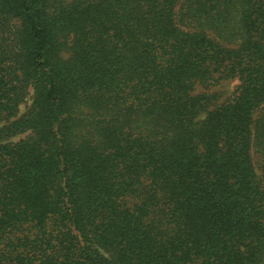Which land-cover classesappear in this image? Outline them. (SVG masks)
<instances>
[{"label": "trees", "instance_id": "16d2710c", "mask_svg": "<svg viewBox=\"0 0 264 264\" xmlns=\"http://www.w3.org/2000/svg\"><path fill=\"white\" fill-rule=\"evenodd\" d=\"M0 264H264V0H0Z\"/></svg>", "mask_w": 264, "mask_h": 264}, {"label": "rangeland", "instance_id": "374dc122", "mask_svg": "<svg viewBox=\"0 0 264 264\" xmlns=\"http://www.w3.org/2000/svg\"><path fill=\"white\" fill-rule=\"evenodd\" d=\"M238 86V82L237 81H229V82H225L222 83L220 86L216 87L214 89L215 92H217L218 94H220V102L226 100L227 98H229L233 92L235 91L236 87ZM31 103V101L29 100V103L27 105H23L21 107V113H24L26 111V107ZM20 139V137L15 138L14 141H18ZM253 156H254V162L255 165L257 167L258 172H260V165H261V160L259 157V154L257 152V149L254 147L253 148Z\"/></svg>", "mask_w": 264, "mask_h": 264}]
</instances>
